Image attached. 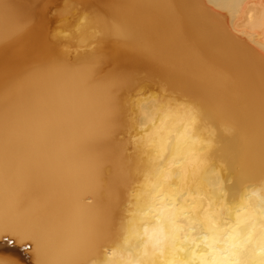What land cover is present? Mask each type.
<instances>
[{
  "label": "bare ground",
  "instance_id": "1",
  "mask_svg": "<svg viewBox=\"0 0 264 264\" xmlns=\"http://www.w3.org/2000/svg\"><path fill=\"white\" fill-rule=\"evenodd\" d=\"M59 4L0 0V264H264V0Z\"/></svg>",
  "mask_w": 264,
  "mask_h": 264
},
{
  "label": "rangeland",
  "instance_id": "2",
  "mask_svg": "<svg viewBox=\"0 0 264 264\" xmlns=\"http://www.w3.org/2000/svg\"><path fill=\"white\" fill-rule=\"evenodd\" d=\"M44 3H45V7L46 8H49V11H48V16L50 17L51 21L52 19H54V17L56 16V11L60 8V0L58 1L57 0V4L54 5L51 3V0H43ZM54 22L55 20L53 21V25H54ZM8 256H11V255H8Z\"/></svg>",
  "mask_w": 264,
  "mask_h": 264
}]
</instances>
